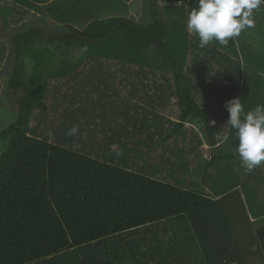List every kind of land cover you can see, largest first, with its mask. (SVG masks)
<instances>
[{"label": "trees", "instance_id": "obj_1", "mask_svg": "<svg viewBox=\"0 0 264 264\" xmlns=\"http://www.w3.org/2000/svg\"><path fill=\"white\" fill-rule=\"evenodd\" d=\"M48 1L18 2L29 6L26 9L43 10L46 6L39 4ZM97 1L91 0L89 18L78 9L81 0L61 7L56 18L68 23L61 26L63 32L51 37L55 49L42 43L41 28L28 23L12 39L16 58L7 86L21 95L16 120L0 133L8 140L0 157V264H258L260 260L248 262L247 257L255 254L243 248L236 234V225L248 218L245 203L240 201L242 209L236 214H230L227 203L237 196L233 193L237 186L257 190L253 180L233 182L234 169H243L260 184L264 163L246 171L236 152L235 130L227 125L225 105L235 96L246 111L264 105V77L254 79L250 70L244 76L240 60H231L230 66L214 58L215 47H200L199 37L187 29L188 14L198 7V0H191L189 7L182 0H160L168 21L154 10L146 23L115 14L114 7L109 17H99ZM67 6L77 12L67 11ZM75 47L82 51L78 64L69 52ZM6 51L0 42V70ZM56 57L61 61L59 68L52 67ZM27 59L32 61L30 75L25 73ZM212 59L221 66L217 75L212 74ZM86 60L95 62L93 76H108L107 85L119 81L130 91L141 84L138 76H148V86L171 89L181 110L180 121H172L174 128L163 141L179 134L186 120L201 127L212 147L211 158L200 168L202 181L186 188L156 179L50 142L31 127L35 111L47 109L50 80L78 74ZM245 60L252 62L249 52ZM213 118L219 120L215 125ZM227 129L231 131L229 146L220 147L217 135L224 136ZM147 149L146 159L156 148L148 145ZM180 150L171 148L177 156ZM169 155L164 151L157 158ZM212 169L222 176L216 184ZM204 184L212 186L216 198L204 193ZM248 203L253 211L252 201ZM256 235L264 264V226Z\"/></svg>", "mask_w": 264, "mask_h": 264}, {"label": "crops", "instance_id": "obj_2", "mask_svg": "<svg viewBox=\"0 0 264 264\" xmlns=\"http://www.w3.org/2000/svg\"><path fill=\"white\" fill-rule=\"evenodd\" d=\"M64 2L66 5L69 4L68 6H71L72 4V0H64ZM112 2L114 8H117L115 14H118L122 10L126 12L129 10V14L132 13V0L126 1L130 6H124V0H112ZM54 3L58 4L60 10L61 7H64L65 5L63 4V0H49L47 4L41 3L39 5H55ZM90 3L91 0H83L82 6L78 8L79 11H84L83 13L87 15L88 18L91 17L90 15L92 14ZM114 3H119L121 7L116 6ZM154 3L155 1L153 4ZM186 5L189 7L187 3ZM68 6L66 8L67 11L68 9H71L68 8ZM72 8L74 9V6ZM149 8L154 11L155 4L154 7H152V4L149 3ZM28 9L33 11V13L36 14L35 17L38 18L36 20H25V23L19 26L20 29H24V27L27 28L26 23H28V25H34L33 21L36 24L34 26L39 28L41 26H38L37 22H41V20L45 27L47 24H49L50 27L55 26L57 22L62 25L68 23L60 22L59 19L53 15H41L38 9ZM73 9L71 10L77 12L76 9ZM96 12L97 11H95V13ZM258 13L263 14V17H260ZM253 15L255 27L246 29L241 32L239 37L230 39L227 46L216 42L217 45H215V47L217 48V51L213 50V52H216L214 53V58L220 57L230 66L232 65V63H230L231 60H240L243 72H247V70L249 72L250 70V76L253 75L255 77L254 79H256L260 76L264 77V45L261 43V41H264V5H261L259 9L255 10ZM150 19H152V17ZM73 25L77 26L75 23ZM12 28H14V26H12ZM9 31H12L10 27ZM250 50H253L254 54L252 55V62H247L245 60V53ZM15 58L16 56L14 57L13 65L15 64ZM73 62L78 64L80 61L78 60L77 63L75 59H73ZM89 62L91 65L86 67L85 64H89ZM82 64L83 66L78 70V74L54 80V84L51 87V93L52 99L55 102L52 103V105L47 104L45 113L46 116L49 114L52 115L53 121L38 125L36 130L40 135L48 138L50 142L58 143L65 147L69 146L68 148L74 146V150H81L80 152L89 153L91 156L102 159L111 164H118L132 169L138 164V160H141L142 158L146 159L145 152L148 150V145L156 148L151 151L153 154L151 158L147 157V159L153 163L158 160L157 156L159 154H164L165 147L170 148L172 141H175L173 139H180L189 142L194 141L196 143L194 145L197 146V149L193 152L200 155L194 162L188 163L189 166H187L186 169L202 160L203 151L201 149L204 146V142H206V145H210L205 140L201 127L190 120L184 122L185 125L180 128L179 134L170 135L168 140L163 141V138L174 128L172 121H180L179 117L181 114L180 107L177 103V97L171 92L169 87L157 90L154 85H147L149 83H146V81L150 79L148 76H138L139 83L141 84L138 85V89L132 87L129 91L128 89L130 88L118 85L117 83L119 81L110 82V84L107 85L108 76H93L91 72L93 71V67L96 66L95 62L86 60L83 61ZM212 65H214V62H212ZM100 66L101 65L98 67ZM8 67L9 64H4L0 70V75L9 72ZM220 67L221 66L217 69ZM217 69H215L212 74H215ZM224 70H226V68L223 67L222 71ZM246 72L244 73V76L248 74H246ZM63 84H67L68 91L63 92ZM69 93L71 94L70 100V97L68 96ZM18 102V98H15L14 104L18 105ZM207 111L210 112L209 108H207ZM44 115L42 114V117L45 119L46 116ZM88 116H91V121L86 119ZM64 117H67L65 124H63ZM148 119L151 121V124L148 123ZM73 125H78L79 132L76 135H69L68 131ZM46 126H48L47 129H45ZM194 130L198 133H203L201 137ZM61 133L65 134L67 141L61 137ZM174 143L175 146H180L176 141ZM184 143L181 146H183ZM188 149H190V147L186 148V150ZM168 154L170 153L168 152ZM160 160L161 159H159V161ZM154 165H151L153 168L150 170L152 175L157 174L156 171L159 170L158 164L154 163ZM199 170L202 171L195 165V168L192 171L185 172L179 176L174 175L172 179L182 178L184 180L183 184L179 183L186 187H191L194 182L196 184V180L200 179V175H196V173H199ZM241 170L240 172L244 174V183L248 182V180H254L253 178L250 179V176ZM155 178L164 180L158 176H155ZM235 191L233 193L237 196H235L234 201L229 200L227 203V209L230 211V214H236L238 208L242 209L241 204H239L240 201H243L241 198L242 195H244L249 202L252 201L253 209V211H251L250 203H248V201H243L248 213V218L246 217L243 223H238L236 225V234L239 235L238 239L242 242L243 248L251 249V253L255 254L254 256L247 257L249 259L248 262L254 260V263H257L260 260L258 264H262V245L260 244L259 237L256 235V231L261 226H264V189L247 191L239 186L238 193ZM251 197L255 199L257 198L256 201L253 202ZM238 215L241 216V210ZM254 221L256 223H254Z\"/></svg>", "mask_w": 264, "mask_h": 264}, {"label": "rangeland", "instance_id": "obj_3", "mask_svg": "<svg viewBox=\"0 0 264 264\" xmlns=\"http://www.w3.org/2000/svg\"><path fill=\"white\" fill-rule=\"evenodd\" d=\"M82 1L83 0H81V3H82ZM124 1H125L124 6L129 5L126 2L127 0H124ZM150 1H153V0H132V4L130 3L131 4V10H132V13H130L131 15L129 14V10L127 11L128 13L126 11L122 10L118 14L123 15V16L125 15L127 17L130 16L132 19L141 21L143 23L149 22L150 18L152 17V15L154 13V11L150 10V8H149ZM154 1H155V3H154L155 4V10H157L158 14L163 19L168 21L169 15L165 11L166 9L163 6V2H161L160 0H154ZM182 1L186 2L189 5L191 0H182ZM47 3L48 2H45L44 4H47ZM178 3L181 4V2H178ZM63 4H65L64 0H63ZM96 4L98 5L97 6L98 10L96 13L98 14L99 17H105V16L109 17L110 15L113 14V12H111L113 7H114L112 0H101V1H97ZM114 4L118 7H121L119 5V3H114ZM80 6H82V4H80ZM26 7H29V6L24 5V4H20V2H18V0H12V1L0 0V42L4 43L7 47V51H6L7 55H6L5 60L3 62V66H4V64H9V67H8L9 72H6V74L3 73L0 75V133L2 132L3 128L8 127L12 122H14L16 120L19 106L15 105L14 103H15V98H18L21 95V92H19V91H12V90L10 91L8 89V86H7L8 85L7 79H8V76L10 75V72H12V70H13V62H14V56H15L12 39H13L16 31L18 29H20L19 26H21L25 22V20H27V19L28 20H30V19L36 20L38 18V17H35L36 14H34L33 11L26 9ZM42 8L43 7L38 8V11H40L41 15L47 14V15H53L54 17H56L57 14H59L61 16L60 9L57 8L56 5L50 4V5H46V7L43 10H42ZM258 15L260 17H263V14H261V13H258ZM37 23H38V26H41L40 28L44 31L43 32L44 34L42 36V43L43 44L47 43L51 47H53V49H55L54 47H56V45L54 43L51 44L50 39L53 36V34H56L58 32H63L62 31L63 29L61 27L62 24L57 22L55 26L50 27V25L47 24V26L45 27L42 20H41V22H37ZM33 24L36 25L34 23V21H33ZM12 26H14V28H12ZM9 27L12 29V31H9ZM24 29H27V28L24 27ZM209 46L215 47V44L210 43ZM216 50H217V48H216ZM69 52H70V57L73 56V58H71V59H75V61L78 63L79 58H81V56H82V51L79 48L75 47V48H70ZM249 53L252 56L254 54V51L250 50ZM57 54L60 55L61 52H58ZM152 54H155L154 50L152 51ZM211 54H213L212 51L207 52V57L211 58ZM70 57H68V58H70ZM60 62H61L60 59L58 57H56L53 60L52 67L53 68H59ZM212 62H214L213 69H217L219 67V64L214 59H212ZM89 65H91L90 62H89V64H87V63L85 64L86 67H88ZM31 68H32V61L27 59V67H26V71H25V73L27 75H30ZM57 79L58 78L53 79V80L48 79V80H50V82L48 84L49 85V88H48L49 94H48V97H46V103L49 105H52V103L55 102L52 99L51 87L53 85H51V84L52 83L54 84V80H57ZM66 91H68L67 84H63V92H66ZM68 96L70 97L69 98V100H70L71 94L69 93ZM234 98H237V96H235ZM13 99H14V101H13ZM66 106H68V105H66ZM45 113H46V111L41 112L40 110H36L34 117L31 121V127L38 128L39 124L50 123L51 121H53L52 115L49 114L48 116H46ZM42 114L43 115L45 114L44 115V116H46L45 119L42 117ZM161 114H163V113H161ZM86 119L91 121V116H88ZM222 120L224 121V123L223 124L220 123V124L225 126V123H226L225 117H223ZM218 121H219L218 119L213 118L211 124L215 125ZM188 125L191 126L190 124H188ZM47 128H48V126H46L45 129H47ZM189 129H192V128H189ZM40 130H41V128H40ZM196 133H198V132H196ZM198 134L201 137V135L203 133H198ZM61 137L64 138L65 141H67L66 140L67 138H66L64 133H61ZM217 138L220 141L219 142L220 147L221 146H229V140L231 138L230 129H227L224 132V136L219 133L217 135ZM173 140H175L180 146L184 142L185 143L183 146L178 147V146H175V143H174L175 141H172L170 148L165 147L166 148L165 152L170 153V155L168 157L161 159L160 161L157 160L159 162L154 161L153 163L150 162L149 159L142 158L141 160H138V164L135 166V168H133V170L138 171V172L143 173V174H146V175L153 176V177L158 176V177H161L164 180H166L167 182H170L172 184H176L179 186L186 187V186L182 185L184 182V180L182 178L172 179V177L174 175L179 176L185 172L192 171L195 168V165L198 166L199 168H204V164L207 160L206 158H211V150H212L211 148L212 147L206 145V142H204L203 148L202 149L200 148L203 151L202 160L200 162H198L197 164L191 165L192 167H189L188 168L189 170H188V169H186V167L189 166L188 163L194 162L195 159L200 155V154H196L193 152L195 149H197V146L194 145L196 143L194 141L189 142V141H185V140L182 141L180 139H173ZM7 144H8V140L6 138L0 137V157L2 156L3 152L5 151ZM73 147L71 149H73ZM172 147L176 148L177 151H179L181 149L179 156H177V151L173 152V153L171 152ZM182 147H184L185 149ZM189 147H190V149L186 150V148H189ZM161 149H159V150H161ZM182 149H184L185 151ZM80 151H78V152H80ZM82 153L90 156L89 153H86V152H82ZM154 163L158 164L159 170L156 171L157 174L152 175L150 172V170L152 168H150V167L152 164L154 165ZM210 172H211L213 179L215 180V184H216L218 179L222 178V176L219 175V172L217 169H212ZM234 173L237 174L236 175L237 177H234L235 176L234 175L233 176L234 178L232 177L231 179H234L233 182H237V184H241L243 182V179H244V174H242L238 168L234 169ZM203 174H204V171H200V170H199V173H196V175H200L201 181L203 179ZM255 174L261 175V172L256 171ZM251 178H253V176L250 177V179ZM186 181H187V177H186ZM179 182L182 184H180ZM210 182L212 183V180H210ZM212 184H214V183H212ZM204 185H205L204 186L205 193H208L209 196L215 197L216 194L214 193L215 191L213 190L212 186L208 185V184H204ZM252 186L254 187V189L257 188L256 191L263 190L264 189V182H260V184H259L258 182L253 180ZM235 190L238 191L239 186H237L233 190V192ZM261 197H262V195H261ZM241 198L244 202L248 201V200H246V197L244 195H242ZM254 223H256V222L254 221ZM160 224L163 225L165 223L162 222Z\"/></svg>", "mask_w": 264, "mask_h": 264}, {"label": "clouds", "instance_id": "obj_4", "mask_svg": "<svg viewBox=\"0 0 264 264\" xmlns=\"http://www.w3.org/2000/svg\"><path fill=\"white\" fill-rule=\"evenodd\" d=\"M264 0H198L187 17V29L199 37L203 48L213 41L227 46L229 40L255 27L254 11ZM229 112L227 125L235 130L238 139L236 152L246 171L264 163V105L246 111L240 98L226 102ZM79 132L78 125L69 129V135Z\"/></svg>", "mask_w": 264, "mask_h": 264}, {"label": "water", "instance_id": "obj_5", "mask_svg": "<svg viewBox=\"0 0 264 264\" xmlns=\"http://www.w3.org/2000/svg\"><path fill=\"white\" fill-rule=\"evenodd\" d=\"M15 56H16V54H15ZM15 56H14V57H15Z\"/></svg>", "mask_w": 264, "mask_h": 264}]
</instances>
